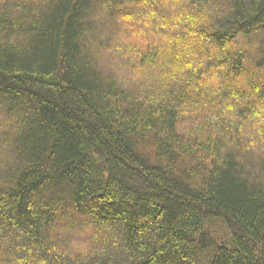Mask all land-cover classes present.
<instances>
[{"label":"trees","instance_id":"16d2710c","mask_svg":"<svg viewBox=\"0 0 264 264\" xmlns=\"http://www.w3.org/2000/svg\"><path fill=\"white\" fill-rule=\"evenodd\" d=\"M0 264H264V0H0Z\"/></svg>","mask_w":264,"mask_h":264}]
</instances>
